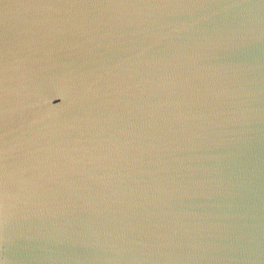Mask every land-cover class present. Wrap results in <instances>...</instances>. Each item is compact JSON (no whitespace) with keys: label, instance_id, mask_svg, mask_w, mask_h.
I'll use <instances>...</instances> for the list:
<instances>
[{"label":"water","instance_id":"95a60500","mask_svg":"<svg viewBox=\"0 0 264 264\" xmlns=\"http://www.w3.org/2000/svg\"><path fill=\"white\" fill-rule=\"evenodd\" d=\"M0 264H264V0H0Z\"/></svg>","mask_w":264,"mask_h":264}]
</instances>
